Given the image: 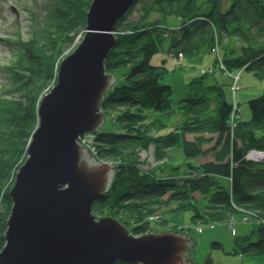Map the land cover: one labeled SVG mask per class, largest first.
<instances>
[{
  "label": "trees",
  "instance_id": "trees-1",
  "mask_svg": "<svg viewBox=\"0 0 264 264\" xmlns=\"http://www.w3.org/2000/svg\"><path fill=\"white\" fill-rule=\"evenodd\" d=\"M92 1L33 0L26 34L18 31L9 42L14 51L2 67L9 83L0 88V252L13 206L10 190L39 125L40 101L56 84L66 51L84 34ZM115 32L106 71L126 70L101 108L116 127H102L94 147L96 158L114 162L117 170L111 189L94 200L93 213L118 218L135 235L155 230L152 216L166 227L168 214L180 211H192L196 224L243 214L253 223L248 233L234 232L233 251L263 255L264 160L249 154L264 151V91L247 101L251 117L244 119L234 87L244 69L264 78V0H134ZM216 48L219 68L222 63L224 71L240 72L237 80L229 74L235 102L206 72L193 77L175 103L166 59L183 55L186 67V60ZM160 52L166 59L156 64ZM151 146L157 158L180 149L186 162L170 164L162 176L142 171L138 154ZM213 247L223 245L214 241ZM201 264H213L211 255Z\"/></svg>",
  "mask_w": 264,
  "mask_h": 264
},
{
  "label": "water",
  "instance_id": "water-1",
  "mask_svg": "<svg viewBox=\"0 0 264 264\" xmlns=\"http://www.w3.org/2000/svg\"><path fill=\"white\" fill-rule=\"evenodd\" d=\"M133 1H92L82 41L62 59L56 84L42 97L28 157L10 190L0 264H198L192 258L197 240L186 232L135 235L118 218L93 213L117 165L97 159L78 140L105 125L101 104L118 80L105 60L117 41L116 23Z\"/></svg>",
  "mask_w": 264,
  "mask_h": 264
},
{
  "label": "rangeland",
  "instance_id": "rangeland-1",
  "mask_svg": "<svg viewBox=\"0 0 264 264\" xmlns=\"http://www.w3.org/2000/svg\"><path fill=\"white\" fill-rule=\"evenodd\" d=\"M32 1L33 0H0V88L9 83V78L4 72V69H2V67L9 62L14 51L9 45V42L11 39L16 38V33L18 31H21L24 35L26 34L25 31L28 27L27 18L29 14L27 7L31 6ZM175 20L176 19L173 16L168 17V22L173 23ZM85 32L84 34H79L75 45L71 46L66 51L64 58L77 48L82 41ZM219 55V48H216L215 51L207 50L198 60H186V67H175L176 65L178 66L175 60L177 57H172L171 59L167 57L168 59H166L165 53L160 52L153 57V62L157 64L161 63L163 58L166 59L165 63L170 71L166 75L165 81L173 85V100L175 103L179 102L186 93L187 83L193 77L202 75L206 72H209L208 77L211 82L217 80L224 84L228 98L235 102L236 98H234L232 86L235 84L233 78L236 79V74H231V72L219 68V64L216 62ZM212 68H215V71L210 73ZM125 70L126 68H119L115 71V74L118 77L117 84L122 82V72ZM235 73H237V77H240V72L238 70H236ZM229 74H231L233 78L230 77ZM238 86L239 89L237 91L236 101H240L239 109L242 117L244 119H249L251 117V111L248 107L247 101L264 91V78L256 76L253 71L244 69L241 78L238 80ZM152 114L155 113L152 112ZM115 125L114 119L111 116H108L104 128L113 129L116 127ZM95 152L96 151H93L94 154ZM249 155L250 158L257 159V156H252L251 153ZM138 157L139 166L142 171L155 170L158 176L166 175L170 164L178 166L179 164L186 162L184 154L177 148L168 150L166 156L157 158L154 152V146H151L148 151H141L138 154ZM181 169H184V167ZM192 215V211L186 210L168 214V218L174 219L169 221V225L171 223L181 224V226L185 227L186 233L191 235L194 240H197V243L193 246L195 252L192 251V257H195V260L198 263H204L207 256L211 255L213 264H264V254L242 255L233 251L234 232L239 235L248 233L253 223L251 217L246 220L243 214H237L230 222L196 224L192 219ZM152 217H150V220L157 222L155 229L164 231V224H158V221L161 219H155L156 217ZM214 241L222 243L223 247L214 248Z\"/></svg>",
  "mask_w": 264,
  "mask_h": 264
},
{
  "label": "built area",
  "instance_id": "built-area-1",
  "mask_svg": "<svg viewBox=\"0 0 264 264\" xmlns=\"http://www.w3.org/2000/svg\"><path fill=\"white\" fill-rule=\"evenodd\" d=\"M175 60H176V63L178 64V66L176 65L177 67H184L185 66L184 63H183V55H180L179 57L175 58ZM221 68L224 69V66H223L222 63H221ZM238 78L239 77L236 76V80ZM234 89L237 91L238 87L235 86ZM78 141H79L80 144H82V145H84L86 147H89L91 149V151H96L95 147H94V145H95V134H93V133L84 134L83 136L80 137V139ZM261 152H264V151H261ZM253 153H260V152L259 151H253V152H251L252 156H253ZM262 154H264V153H262ZM155 217H152V218H155V219L160 218L159 216H155Z\"/></svg>",
  "mask_w": 264,
  "mask_h": 264
},
{
  "label": "bare ground",
  "instance_id": "bare-ground-1",
  "mask_svg": "<svg viewBox=\"0 0 264 264\" xmlns=\"http://www.w3.org/2000/svg\"><path fill=\"white\" fill-rule=\"evenodd\" d=\"M93 152V151H92ZM262 153H264V152H260V153H253V155L254 156H258V155H263ZM94 154V153H93ZM95 155V154H94ZM250 158V157H249ZM177 213V212H176ZM168 220L169 221H171V220H174V219H169L168 218ZM174 225H178V229H176V228H174ZM171 229H173V230H178V231H181V232H186L185 231V227H183V226H181V224L179 225V223H171L170 225H168V226H166L165 228H164V231H167V230H171ZM156 230V229H155ZM155 230H152V231H155ZM151 232V231H150ZM192 258H194V257H192ZM197 262V261H196ZM198 263V262H197ZM198 264H200V263H198Z\"/></svg>",
  "mask_w": 264,
  "mask_h": 264
},
{
  "label": "crops",
  "instance_id": "crops-1",
  "mask_svg": "<svg viewBox=\"0 0 264 264\" xmlns=\"http://www.w3.org/2000/svg\"><path fill=\"white\" fill-rule=\"evenodd\" d=\"M236 233V232H235Z\"/></svg>",
  "mask_w": 264,
  "mask_h": 264
}]
</instances>
